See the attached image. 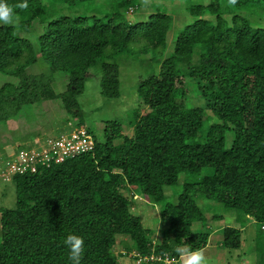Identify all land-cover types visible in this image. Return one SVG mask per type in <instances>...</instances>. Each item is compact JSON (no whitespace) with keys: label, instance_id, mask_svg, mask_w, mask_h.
Listing matches in <instances>:
<instances>
[{"label":"trees","instance_id":"1","mask_svg":"<svg viewBox=\"0 0 264 264\" xmlns=\"http://www.w3.org/2000/svg\"><path fill=\"white\" fill-rule=\"evenodd\" d=\"M45 1L28 0L26 9H16L17 26L0 25V72L18 79L0 87V123L27 105L57 98L75 118L90 69L99 66L103 94L118 97V57L152 54L154 62L166 53L170 14L158 11L132 22L122 13L134 12L141 0H119L120 10L77 16H58ZM51 1L75 5L87 0ZM6 3L15 7L18 0ZM261 3L193 0L188 11L196 19L179 31L174 52L159 62V71L138 86L147 110L138 106L124 120L107 121L103 140L89 129L96 143L90 152L15 175L16 206L0 210V264H69L63 244L69 234L84 238L82 264H119L114 252L119 237L128 242L132 257L133 252L179 257L177 247L200 251L210 232L193 229L207 222L198 194L264 223V25L237 12ZM35 20L44 25L36 44L20 34L30 31ZM39 56L51 73L28 72ZM183 62L192 64L188 75L198 80L211 115L180 101L186 94ZM56 71L69 79L61 93L53 87ZM211 118L222 123L211 125L198 140ZM126 123L132 135L124 131ZM228 130L233 133L229 148ZM117 139L122 141L117 144ZM207 167L214 168L212 175L186 181L177 200L167 201L165 187L177 184L181 173L198 176ZM138 194L161 205L165 224L157 242L155 230L133 212ZM222 231L224 247H241L240 228Z\"/></svg>","mask_w":264,"mask_h":264},{"label":"rangeland","instance_id":"2","mask_svg":"<svg viewBox=\"0 0 264 264\" xmlns=\"http://www.w3.org/2000/svg\"><path fill=\"white\" fill-rule=\"evenodd\" d=\"M192 1L193 0H141L140 5L134 12H123L122 10L124 17L132 22L143 21L147 19L150 14L158 11L167 12L172 16L173 23L168 33V48L164 57L154 62L151 59L152 54H146L139 59H135L127 53L118 57L117 60L120 65V96L118 97L105 96L102 92L100 67L96 66L90 69L85 82V89L83 93L78 96L81 112L79 116L75 118L67 112L60 98L44 100L23 107L16 117L0 123V162L7 158L8 155L12 156L17 148L33 144L37 138L43 140L48 136L66 130L70 120L73 122L75 119L83 121V124L95 134L98 140H103L105 123L107 121L116 119L124 120L128 117L130 110L138 106H141L143 110H147L148 106L145 105L139 97L138 86L140 82L146 79L150 74H155L159 71V62L174 52L179 31L196 19V16H193L188 11V7ZM203 1L207 3L209 0ZM118 2L119 0H87L71 5L68 3L46 0L45 4L49 11H55L58 16H77L79 14L99 15L111 10H120L121 8L119 9ZM237 12L250 19L252 23L258 22L264 25V3L248 6ZM225 17L230 20V14H226ZM43 30L44 25L38 20H35L30 31H21L20 34L36 44ZM197 57V55L193 56L192 63L197 61ZM191 65L192 64L183 62L179 66L180 73L183 74L186 79V94L180 98V101H182L186 107H202L206 109L205 112L211 115L212 111L207 108V100L202 96L198 80L192 79L188 75L191 71ZM151 67L152 69L150 70ZM27 70L32 74L44 72L51 73L49 66L41 56H39V60L30 65ZM54 77L53 87L55 91L57 93L64 92L69 83L66 73L56 71ZM7 82L18 83V79L0 72V87ZM215 123H222V120L211 118L205 121L197 139H201L204 132ZM123 128L128 135L133 134V129L128 126L127 123L124 124ZM232 138L233 133L231 130H228L226 133V146L228 148L231 146ZM121 141V139H117L115 142L118 144ZM214 171V168L207 167L204 168L198 176L186 172L181 173L177 184L165 187L167 201L175 202L177 200L179 194L183 191L186 181H200L205 176L212 175ZM125 193L129 195V191ZM138 195L135 199L136 205L133 207V212L141 216L144 225L155 230L153 239H156L157 235L158 239L161 238V231L163 224H165L161 222V205L154 204L143 198L140 194ZM196 199L198 205L206 213L207 222H198L194 225L193 229L195 231H209L210 235H213L212 241H209L211 248L200 250L204 254L206 264H208L207 260H210L209 258L214 260L210 252L215 250L222 253L226 264H264V223L254 221L246 225L241 235L242 241L240 248L228 249L226 247H220L219 236L223 234V229L216 232V228H224L225 222L229 223L235 216H246L239 211H228L221 203L206 199L201 194H198ZM15 206L16 187L14 183L11 181H4L0 177V210L2 208H14ZM127 244L128 242H124V239L119 237L118 243L114 247V252L118 257L119 264H135L132 255L127 253ZM186 258V256L183 257V259L179 257L178 263L183 264V260Z\"/></svg>","mask_w":264,"mask_h":264},{"label":"built area","instance_id":"3","mask_svg":"<svg viewBox=\"0 0 264 264\" xmlns=\"http://www.w3.org/2000/svg\"><path fill=\"white\" fill-rule=\"evenodd\" d=\"M95 144L94 135L85 125L70 120L66 130L43 140L37 138L33 144L19 147L12 156L8 155L0 162V177L12 181L15 175L35 173L39 167H50L90 152ZM133 258L137 264H179V258L168 253L133 252Z\"/></svg>","mask_w":264,"mask_h":264},{"label":"clouds","instance_id":"4","mask_svg":"<svg viewBox=\"0 0 264 264\" xmlns=\"http://www.w3.org/2000/svg\"><path fill=\"white\" fill-rule=\"evenodd\" d=\"M230 5H235L237 0H228ZM28 7V0H18V3L9 6L6 0H0V25L17 26L19 24V17L16 15V9H26ZM64 246L68 249L69 264H82L83 253L85 248L84 238L76 234H69L63 241ZM178 256L183 260V264H206L203 252L186 251L180 247L175 249Z\"/></svg>","mask_w":264,"mask_h":264},{"label":"crops","instance_id":"5","mask_svg":"<svg viewBox=\"0 0 264 264\" xmlns=\"http://www.w3.org/2000/svg\"><path fill=\"white\" fill-rule=\"evenodd\" d=\"M244 221V223H247V224H242L241 222ZM254 221H256L254 218H252L251 216H247L246 218L245 217H233L232 218V221H230L229 223L225 222L226 224L224 225L225 226H235V227H238L242 230V232L244 231V228L246 227V225H248L249 223H253ZM203 226V225H202ZM221 229L223 228H216V232L220 231ZM219 246L220 247H224L223 246V234L221 236H219ZM213 239V235H210L209 237V241H212ZM154 242H157L158 239V235L156 236V239H153ZM211 248V245H210V242H208V245L205 247V249L203 250H207ZM185 250V249H184ZM211 253V257H213L214 260H212L211 258H209L210 260H207V263L208 264H226L224 262V258H223V255L221 252H217L216 250L215 251H212L210 252ZM180 257V256H179ZM177 257V258H179ZM135 261V260H134ZM136 264V262H135Z\"/></svg>","mask_w":264,"mask_h":264}]
</instances>
